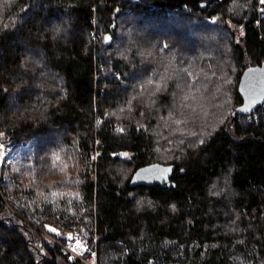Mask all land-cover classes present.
<instances>
[{
	"label": "trees",
	"instance_id": "obj_1",
	"mask_svg": "<svg viewBox=\"0 0 264 264\" xmlns=\"http://www.w3.org/2000/svg\"><path fill=\"white\" fill-rule=\"evenodd\" d=\"M257 2L0 0V264H84L45 222L98 264H264ZM154 163L174 184L133 181Z\"/></svg>",
	"mask_w": 264,
	"mask_h": 264
},
{
	"label": "water",
	"instance_id": "obj_2",
	"mask_svg": "<svg viewBox=\"0 0 264 264\" xmlns=\"http://www.w3.org/2000/svg\"><path fill=\"white\" fill-rule=\"evenodd\" d=\"M142 7L167 6L172 8L180 7L187 2H197L201 9H207L213 1L222 0H124ZM240 93L244 99V104L236 112L255 111L264 104V63L246 69L241 77L239 85ZM174 166L163 163H154L138 169L133 181L137 184L145 185H172L171 180Z\"/></svg>",
	"mask_w": 264,
	"mask_h": 264
},
{
	"label": "built area",
	"instance_id": "obj_3",
	"mask_svg": "<svg viewBox=\"0 0 264 264\" xmlns=\"http://www.w3.org/2000/svg\"><path fill=\"white\" fill-rule=\"evenodd\" d=\"M259 11V10H258ZM260 12V11H259ZM119 155L120 153H116ZM6 155V146L0 140V163L3 162ZM44 234L60 245L66 253L69 254L71 259H78L84 264H98V251L96 249L90 248L88 245L84 244L82 235L76 231L63 230V232L51 231L50 229H43ZM79 245L83 248L81 250L76 246Z\"/></svg>",
	"mask_w": 264,
	"mask_h": 264
},
{
	"label": "rangeland",
	"instance_id": "obj_4",
	"mask_svg": "<svg viewBox=\"0 0 264 264\" xmlns=\"http://www.w3.org/2000/svg\"><path fill=\"white\" fill-rule=\"evenodd\" d=\"M251 3V2H250ZM262 4V1L260 0V2H257L256 3V5L258 6L257 7V9L260 11V13H262V12H264V7L261 5ZM209 22H216V18H211V19H209L208 20ZM211 38H214V37H211ZM211 38H209V35H204L203 36V42H204V44L206 45H209L210 44V39ZM7 152H8V150H7V148H6V154H7ZM95 157V156H94ZM4 163V160H3V162L2 163H0V166L2 165ZM34 226H36V225H40L41 224V221H35L34 223ZM50 229L51 231H56V232H63V230H66V229H63V228H61V227H58V226H56L55 224H53V223H51V222H45V224H44V229ZM68 231H71V230H68ZM72 231H76V232H79L81 235H82V237H83V240H84V244L85 245H88V243L86 242V240H85V234H84V232L82 231V230H79V229H72ZM89 246V245H88ZM90 247V246H89ZM78 248H80L81 250H83V248L81 247V246H79V245H77L76 246V249L78 250ZM69 259L71 260V261H74V259H71L70 258V256H69Z\"/></svg>",
	"mask_w": 264,
	"mask_h": 264
}]
</instances>
